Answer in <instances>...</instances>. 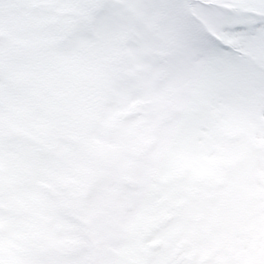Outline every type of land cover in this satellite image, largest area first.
Here are the masks:
<instances>
[{
    "label": "snow or ice",
    "instance_id": "6c2138e0",
    "mask_svg": "<svg viewBox=\"0 0 264 264\" xmlns=\"http://www.w3.org/2000/svg\"><path fill=\"white\" fill-rule=\"evenodd\" d=\"M0 264H264V0H0Z\"/></svg>",
    "mask_w": 264,
    "mask_h": 264
}]
</instances>
